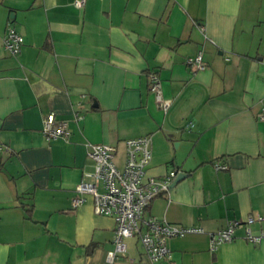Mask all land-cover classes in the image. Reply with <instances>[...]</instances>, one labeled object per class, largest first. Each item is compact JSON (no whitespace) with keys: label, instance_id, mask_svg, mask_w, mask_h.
<instances>
[{"label":"crops","instance_id":"1","mask_svg":"<svg viewBox=\"0 0 264 264\" xmlns=\"http://www.w3.org/2000/svg\"><path fill=\"white\" fill-rule=\"evenodd\" d=\"M73 1L0 0V264H264V238L247 243L242 226L213 252L207 236L248 216L264 234V0ZM8 29L23 40L16 55ZM198 52L205 67L193 71L184 62ZM48 114L66 140L45 141ZM143 136L145 177L186 175L144 217L205 233L168 240L156 263L127 238L109 262L114 218L89 195L75 209L71 199L93 171L88 144L115 148L121 168L124 142Z\"/></svg>","mask_w":264,"mask_h":264},{"label":"built area","instance_id":"2","mask_svg":"<svg viewBox=\"0 0 264 264\" xmlns=\"http://www.w3.org/2000/svg\"><path fill=\"white\" fill-rule=\"evenodd\" d=\"M86 1L74 0L73 6L81 10ZM22 44V37L13 29H8L3 39V47L11 55H16L20 52ZM184 63L193 71L203 70L205 67L201 52L186 59ZM149 81V91L155 103L166 112L170 102L162 97L160 79L156 74L151 73ZM257 119L264 122V105ZM42 134L48 142L55 139L66 140L70 131L65 121L56 120L53 114H48L43 120ZM124 147L123 165L118 168L114 163L115 148L102 144L87 145V157L93 164V171L87 175V180H81L77 184L75 196L71 199V208L75 209L82 205L85 201L84 196L89 195L93 200L95 214L114 218L116 227L112 242L113 249L107 254L109 262L126 253L124 241L134 236H137L143 253L152 263L168 260L170 257L168 240L205 232L199 227H180L165 220L144 217L150 202L169 192L178 171H170L160 179L145 177V168L151 159L149 136L128 139L124 142ZM0 152L9 151L0 146ZM213 168L220 171L225 170L226 166L214 164ZM262 220L261 216H248L243 221H230L224 228L208 233L209 250L213 252L221 245L233 241L235 230L241 226L244 228L245 241L251 245L259 244L264 238L263 232L253 235L250 227Z\"/></svg>","mask_w":264,"mask_h":264},{"label":"water","instance_id":"3","mask_svg":"<svg viewBox=\"0 0 264 264\" xmlns=\"http://www.w3.org/2000/svg\"><path fill=\"white\" fill-rule=\"evenodd\" d=\"M185 174H179V175H177V177L174 179V181L172 182V184L171 185H174V184H176L178 181H180V180H182V179H184L185 178Z\"/></svg>","mask_w":264,"mask_h":264}]
</instances>
